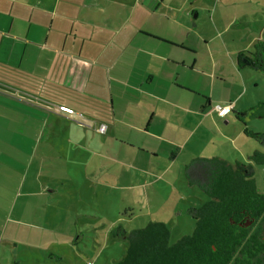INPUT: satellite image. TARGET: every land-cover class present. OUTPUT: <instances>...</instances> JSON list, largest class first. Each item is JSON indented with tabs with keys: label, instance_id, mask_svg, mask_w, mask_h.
Returning a JSON list of instances; mask_svg holds the SVG:
<instances>
[{
	"label": "crops",
	"instance_id": "0c3cea01",
	"mask_svg": "<svg viewBox=\"0 0 264 264\" xmlns=\"http://www.w3.org/2000/svg\"><path fill=\"white\" fill-rule=\"evenodd\" d=\"M263 61L264 0H0V124L23 111L33 149L26 155L38 160L33 172L26 166L20 224L13 195L0 200L12 204L3 211L9 220L0 230V258L26 261V231L37 226L58 236L57 219L40 213L53 201L96 222L94 204L110 201L103 190L86 196L82 180L121 190L133 221L147 216L135 211L145 197L159 203L150 195L157 198L167 182L170 195L187 202L175 189L190 185L187 166L216 137L229 140L220 121L228 127L234 113L245 122L256 106L264 108V98L247 97L258 86L251 80L257 71L264 80ZM228 104L227 114L215 110ZM61 105L76 115L59 112ZM258 154L264 166V150ZM69 161L76 170L81 164L82 178L68 173ZM167 204L173 207L172 199ZM63 236L79 248L80 236Z\"/></svg>",
	"mask_w": 264,
	"mask_h": 264
},
{
	"label": "rangeland",
	"instance_id": "374dc122",
	"mask_svg": "<svg viewBox=\"0 0 264 264\" xmlns=\"http://www.w3.org/2000/svg\"><path fill=\"white\" fill-rule=\"evenodd\" d=\"M262 65H264V61L261 62ZM254 76L251 80L254 83H258V86L253 85L247 97L264 98V80L259 78L261 73L257 71ZM258 116L262 118L260 119ZM16 117L15 122L8 124L2 122L0 124V177L3 178L7 174V181H2L0 178V193L3 192L0 200H6L7 196L10 199L13 195L15 201V214L13 215L15 226L21 222L17 211L23 205L22 203L26 201V197L23 195L25 192L27 194L28 191L27 187H24L23 184L27 172L26 166L31 163V172L34 170L33 167L36 170L38 166L36 157L31 156L30 158L26 155L29 149L30 152L33 150L27 146L32 141L28 142L26 140V116L21 111V113L16 114ZM228 119H230L228 127L222 123L224 120L220 121V126H224V129L227 128L226 131L230 136L229 142L223 138L226 136L216 137L214 147L208 148L203 155L198 157L200 159L205 156L213 159L219 158V160L224 159L229 165L235 168L240 165L252 166L256 188L260 193H264L263 158L258 154L264 150L261 147L264 144V138L262 137L264 136V108L261 105L256 106V109L252 111V115L249 116V120L246 119L247 121L245 122L238 120L234 113H230ZM235 136L237 137L235 138L236 142L233 143L232 140ZM261 138L262 140H260ZM193 161L191 160V162ZM69 165L68 173L71 172V168L73 169V175L77 176H80L78 174L84 171L80 163L78 164L80 166L77 167V170L70 161ZM182 169L184 168L182 167ZM220 175H215V179L218 180ZM31 176H33V173ZM184 179L188 180L186 177ZM42 181L46 182L43 178ZM80 184V189L84 188V191L85 189L89 191V193L85 191L86 196H96L94 194H96L97 190H103L104 195L109 198L110 203L94 204V213H97L95 214V222L79 220L73 213V208L67 206L68 204H60L57 201H53L54 203H52L51 208L47 210L43 209L40 213H48V217L57 219L60 223L59 227L61 231H56L57 237L54 234L52 237L49 235L52 232L55 233V231H39L42 229L40 226L36 227L38 231H26V261L23 262L24 259L20 258V261L23 262L21 264H117L126 255L130 246L129 241L124 237H116L118 234H122L121 231H116L119 224L122 225L125 230L124 232L129 234L134 230L145 228L148 224L162 223L170 230V242L174 243L183 236L191 235L195 231L196 220L189 212V209H197L208 200L207 194L197 185L181 183V185L176 187L175 192L178 195L180 192L183 193V197L187 202H179V199L170 195L172 189L169 187L172 183L167 182V184L162 186L159 185L163 188L161 189L162 193H158L157 198H153L152 194L150 195V201L152 203L155 200L159 203L148 204L145 197L141 203L142 206L137 205L138 208L135 211L137 215L144 216L147 214V216L140 217L138 221H133L132 218L131 220L126 218V216H132L131 211L128 209L130 205L122 203V198H119V194L122 191L117 190L116 186L110 185L107 188L103 184L101 186L96 184L94 187L88 188L83 180L80 181ZM159 186L157 185V187ZM31 190L32 192L36 191L34 188ZM221 190H225V188L221 187ZM210 194L212 193L210 192ZM170 199L173 201V207L167 204V201ZM226 199H231V197ZM11 207L12 204L10 203L0 204L1 231H4L6 221L9 220V216L4 217L3 211ZM97 207L102 208L104 213L100 214V210ZM86 208L87 205L81 207L80 210L82 213L85 212ZM90 211L93 212V210ZM23 222L25 221L23 220ZM95 223L98 225L104 224L107 227L96 231V228L92 227V224ZM3 226L4 228L2 229ZM27 227L29 228V226H25L26 229H28ZM44 232L47 233V237L42 236ZM65 234L72 237L71 241L73 242L80 236L79 248L68 246L63 236ZM55 238H57L56 242L53 241ZM1 259L3 258H0L1 264H4V262L5 264H14L10 256L3 260Z\"/></svg>",
	"mask_w": 264,
	"mask_h": 264
},
{
	"label": "trees",
	"instance_id": "16d2710c",
	"mask_svg": "<svg viewBox=\"0 0 264 264\" xmlns=\"http://www.w3.org/2000/svg\"><path fill=\"white\" fill-rule=\"evenodd\" d=\"M246 62L256 66L250 60ZM253 174L248 165L235 168L218 159L194 160L186 168L188 182L208 196L201 207L189 209L196 220L195 231L171 243L170 230L162 223H151L129 234L118 226L116 231L122 234L116 237H124L130 246L117 264H264V193L256 188ZM251 220V227L239 225ZM255 226V231L261 232L250 242L259 247L252 252L246 248L247 233ZM242 244L245 248L235 249Z\"/></svg>",
	"mask_w": 264,
	"mask_h": 264
},
{
	"label": "built area",
	"instance_id": "2783aa9c",
	"mask_svg": "<svg viewBox=\"0 0 264 264\" xmlns=\"http://www.w3.org/2000/svg\"><path fill=\"white\" fill-rule=\"evenodd\" d=\"M233 109V106L231 104H228V105H225V106H222V105H217L215 107V110L220 113L221 115H224V114H227L228 112H230L231 110ZM58 110L59 112L63 113L64 115L72 118L76 115L75 111L68 107V106H64V105H61L58 107ZM105 131V127L102 126L100 128V132L103 133Z\"/></svg>",
	"mask_w": 264,
	"mask_h": 264
},
{
	"label": "flooded vegetation",
	"instance_id": "af4514ba",
	"mask_svg": "<svg viewBox=\"0 0 264 264\" xmlns=\"http://www.w3.org/2000/svg\"><path fill=\"white\" fill-rule=\"evenodd\" d=\"M252 224H254V220L253 221L251 220L250 222H247V223H245V222L244 223H242V222L239 223L240 226L245 225L247 227L253 226ZM256 229H257V227L255 226L252 231H248V233H247L248 234L249 244L246 245V248H248V250L252 251V252H255L257 249H259V247L257 245H254L253 243H250L252 240H254V238L256 239L257 234H259L261 232V231H255ZM243 248H245V246L243 244L240 245V246L237 245L235 247V249H237V250H240V249H243Z\"/></svg>",
	"mask_w": 264,
	"mask_h": 264
}]
</instances>
